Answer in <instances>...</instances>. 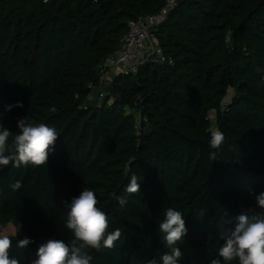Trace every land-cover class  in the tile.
<instances>
[{
	"label": "trees",
	"instance_id": "obj_1",
	"mask_svg": "<svg viewBox=\"0 0 264 264\" xmlns=\"http://www.w3.org/2000/svg\"><path fill=\"white\" fill-rule=\"evenodd\" d=\"M166 1L0 0V123L16 133L28 116L59 135L48 163L0 166V233L13 237L20 264L49 239H72L65 201L84 187L109 231L122 230L113 248L89 249L91 264H162L167 207L188 230L178 264H209L222 243L210 221L261 211L252 193H264V0H179L153 30L174 64L116 73L104 99L94 97L129 23ZM214 129L225 137L219 150L210 148ZM132 174L140 191L126 194ZM25 237L33 243L17 248Z\"/></svg>",
	"mask_w": 264,
	"mask_h": 264
},
{
	"label": "clouds",
	"instance_id": "obj_2",
	"mask_svg": "<svg viewBox=\"0 0 264 264\" xmlns=\"http://www.w3.org/2000/svg\"><path fill=\"white\" fill-rule=\"evenodd\" d=\"M8 110H11V106ZM17 128L19 131L14 133L0 123V166L11 164L20 168L48 163L49 153L54 150L59 138L57 130L37 123L28 116L17 121ZM224 139L220 130H212L210 148L219 150ZM216 157L217 151L210 153L211 160L216 161ZM9 187L18 191L22 184L16 181ZM139 191V177L132 174L124 192L135 194ZM252 196L261 211L248 209L232 217L226 214L223 223L214 219L210 221V226L214 224L221 233L222 243L209 264H264V193L256 195L253 192ZM117 200L121 206L127 203L126 196L117 197ZM98 204L96 193L89 187H84L70 203L65 201L67 211L63 225L71 233L72 239L69 242L49 239L39 246L37 258L32 264H91L93 256L89 249L100 251L102 248H113L115 242L120 240L122 230L109 231L108 217ZM20 228L22 225L17 224L18 233ZM187 231L183 213L173 207L165 208L159 232L163 234V243L170 251L160 256L162 264H178L182 257L178 243L187 235ZM31 243L33 241L25 237L17 241L16 247L24 249ZM12 247L13 237L0 233V264H20L17 258L10 257ZM148 264H158V261L153 259Z\"/></svg>",
	"mask_w": 264,
	"mask_h": 264
},
{
	"label": "built area",
	"instance_id": "obj_3",
	"mask_svg": "<svg viewBox=\"0 0 264 264\" xmlns=\"http://www.w3.org/2000/svg\"><path fill=\"white\" fill-rule=\"evenodd\" d=\"M179 0H167L164 8L154 14L146 17H140L129 23V31L123 40V50L118 56L110 57L103 65L101 70L102 85L119 72L137 73L138 67L146 61L168 62L173 65L171 58L163 56L161 49L156 44L153 30L162 24L170 11L175 7ZM104 83V84H103ZM108 87V86H107ZM98 88V89H99ZM105 93L99 94V101L104 99Z\"/></svg>",
	"mask_w": 264,
	"mask_h": 264
},
{
	"label": "rangeland",
	"instance_id": "obj_4",
	"mask_svg": "<svg viewBox=\"0 0 264 264\" xmlns=\"http://www.w3.org/2000/svg\"><path fill=\"white\" fill-rule=\"evenodd\" d=\"M107 86H108V80L105 81V84L102 86V88H99L98 90H96V92L94 93V97L97 96V94H99L100 92L102 91L104 92ZM13 232H14L13 229L9 230V233H13Z\"/></svg>",
	"mask_w": 264,
	"mask_h": 264
}]
</instances>
